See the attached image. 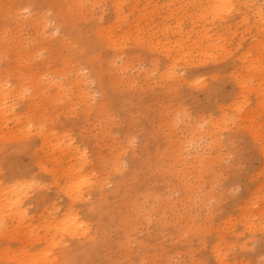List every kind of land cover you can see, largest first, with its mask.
<instances>
[{"label": "rangeland", "instance_id": "rangeland-1", "mask_svg": "<svg viewBox=\"0 0 264 264\" xmlns=\"http://www.w3.org/2000/svg\"><path fill=\"white\" fill-rule=\"evenodd\" d=\"M15 1L0 264H264V0H61L94 70L54 11ZM69 212L81 230L50 224Z\"/></svg>", "mask_w": 264, "mask_h": 264}, {"label": "bare ground", "instance_id": "bare-ground-1", "mask_svg": "<svg viewBox=\"0 0 264 264\" xmlns=\"http://www.w3.org/2000/svg\"><path fill=\"white\" fill-rule=\"evenodd\" d=\"M15 5H17L19 8L22 7L21 5L27 6L28 8H36V9H38L41 12H43L45 9L48 10V11H54L55 14H56V18L59 20V22L61 24H63L64 26H67L68 34H69L70 40L72 41V44H77L78 46L81 47V49L83 51V54H84L85 57L82 59V61H79V69H81V70L82 69H90V70H94L95 69V61L98 58V53L95 51L94 47L84 46L83 45L84 42H83V39H82L81 35L79 34V32H77L75 30V27L73 25L69 24V22H68V19L66 17V10L64 9L63 5L61 4V0H55L54 6L52 4H50V3L36 2L35 0H16L15 1ZM19 8H17V9H19ZM65 45L67 47L71 46V45H68V44H65ZM100 84L102 86V92H103V94H104V96H105V98L107 100V96H108L107 95L108 94L107 89L108 88L103 86V82H101ZM110 91H111V89H110ZM112 92H109V93H112ZM133 161H135V159ZM138 164H139V162H138ZM136 168H137V163H136ZM142 170H144V169H142ZM135 171H137V170H135ZM85 182H86V180H83L80 183H85ZM120 183H122V181ZM135 183H137V182H135ZM100 184H101V187L104 188L106 183L100 182ZM125 184L126 183L124 182V185ZM132 184H134V183H132ZM128 185L130 187L129 183H128ZM133 189H136V187L132 188V190ZM20 190H22V187L21 186L17 187V191H20ZM128 190H130V189H128ZM13 191H16V189L12 188L11 190L6 191L5 188L0 187V206L6 207V208H8L10 210L14 209V206H12L13 203L10 201L11 192H13ZM126 192H127V190L125 191V194H126ZM18 195L22 196V193L18 192ZM20 213H22V212L20 211ZM50 224H52L54 228H57L58 226H60V229H62V230H77L78 231V229L81 230L83 228L82 227L83 226L82 222H80V220H78V218H76V216H74L71 212L64 214L62 216V218L56 217L54 220H51ZM53 241H55V240H53Z\"/></svg>", "mask_w": 264, "mask_h": 264}]
</instances>
